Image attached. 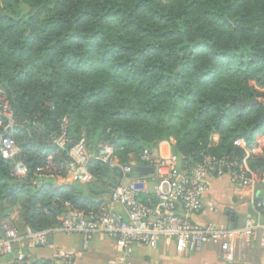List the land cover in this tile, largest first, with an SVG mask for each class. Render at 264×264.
<instances>
[{
  "label": "trees",
  "instance_id": "1",
  "mask_svg": "<svg viewBox=\"0 0 264 264\" xmlns=\"http://www.w3.org/2000/svg\"><path fill=\"white\" fill-rule=\"evenodd\" d=\"M262 89L264 0H0V90L27 168L16 179L0 154V221L42 231L68 209L99 210L121 183L90 159L85 181L61 185L68 157L50 140L63 118L70 145L111 144L120 164L170 139L186 168L238 162L242 140L264 172Z\"/></svg>",
  "mask_w": 264,
  "mask_h": 264
},
{
  "label": "built area",
  "instance_id": "2",
  "mask_svg": "<svg viewBox=\"0 0 264 264\" xmlns=\"http://www.w3.org/2000/svg\"><path fill=\"white\" fill-rule=\"evenodd\" d=\"M66 123L63 118L62 132L50 143L66 151L68 174L79 182L85 181L89 177L88 162L94 159L118 168L122 181L99 210L68 209L57 225L42 231L20 234L9 221H0V256H13L15 264H28L26 250L45 245L48 237L57 233L81 235L85 248L95 236L109 237L125 252L126 259L132 254L133 244L155 248L162 239L171 241L180 256L197 252L206 244L220 246L222 257L227 261L233 257L236 243L246 247L256 243L264 247V172L249 167L248 158L254 150L247 149L242 140L234 142L244 150V157L238 162L206 155L199 164L186 168L176 155L163 157L151 148L139 153L138 160L120 164L111 144L100 145L93 154L83 138L70 145ZM15 125L8 98L0 90V154L11 162V175L25 180L27 168L17 159L20 150L10 135ZM46 165L52 166L51 156L47 157ZM136 167L151 168L153 173L131 176ZM222 177L235 188L252 191L250 201L254 215L241 227L229 228L215 223L201 226L194 221L203 210L208 179ZM256 191L261 193L257 200L254 199ZM115 205L120 206L121 211H116ZM53 258L65 257L54 253Z\"/></svg>",
  "mask_w": 264,
  "mask_h": 264
},
{
  "label": "crops",
  "instance_id": "3",
  "mask_svg": "<svg viewBox=\"0 0 264 264\" xmlns=\"http://www.w3.org/2000/svg\"><path fill=\"white\" fill-rule=\"evenodd\" d=\"M213 141H217V136H213ZM173 144L174 141L170 139L159 142L153 149L158 155L167 157L173 155ZM253 150V153L258 152V148ZM70 180L73 178L67 174L61 185ZM207 182L208 188L202 201L203 210L194 218L196 223L201 226L215 223L237 228L253 217L254 211L250 201L252 191L233 187L226 177L209 178ZM259 198H261V193L256 191L254 199ZM113 208L121 211L118 205ZM11 219H17L16 211ZM221 249L220 246L206 244L197 252L180 256L176 253L171 241L162 239L155 248L133 244L132 254L126 259L125 252L109 237L95 236L85 248L81 235L57 233L50 235L45 245L28 248L26 254L28 263L36 261L38 264L43 262L48 264H125L126 262L132 264H264V247L256 243L250 247L234 244V254L230 261L222 257ZM54 253H60L65 258L55 260ZM0 264H15L14 257L0 256Z\"/></svg>",
  "mask_w": 264,
  "mask_h": 264
},
{
  "label": "water",
  "instance_id": "4",
  "mask_svg": "<svg viewBox=\"0 0 264 264\" xmlns=\"http://www.w3.org/2000/svg\"><path fill=\"white\" fill-rule=\"evenodd\" d=\"M256 102L257 100H253L249 104H254ZM135 171L140 177L148 176L153 173V170L151 168H143V167H136Z\"/></svg>",
  "mask_w": 264,
  "mask_h": 264
},
{
  "label": "rangeland",
  "instance_id": "5",
  "mask_svg": "<svg viewBox=\"0 0 264 264\" xmlns=\"http://www.w3.org/2000/svg\"><path fill=\"white\" fill-rule=\"evenodd\" d=\"M254 83L253 82H251V85H253ZM259 92L261 93L260 94V98H259V100L260 101H262L263 103H264V89H262V90H259ZM261 142V141H260Z\"/></svg>",
  "mask_w": 264,
  "mask_h": 264
}]
</instances>
